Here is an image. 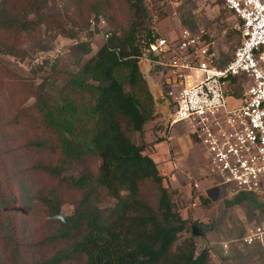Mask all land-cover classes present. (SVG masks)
<instances>
[{"label": "trees", "instance_id": "obj_1", "mask_svg": "<svg viewBox=\"0 0 264 264\" xmlns=\"http://www.w3.org/2000/svg\"><path fill=\"white\" fill-rule=\"evenodd\" d=\"M126 4L134 10L127 28L107 31L95 52L81 39L73 50L78 71L54 93H34L0 58V96L9 91L0 128L17 133L4 154H21L9 156L11 170L0 175V264H211L176 209V191L144 153L169 136L144 140L156 109L139 62L152 58L155 34L143 0ZM70 6L113 22V0H1L0 56L27 57V42L44 43L43 28L75 38ZM194 24L181 20L190 30ZM27 91L31 105L10 104L12 92ZM65 203L71 214L61 211Z\"/></svg>", "mask_w": 264, "mask_h": 264}, {"label": "rangeland", "instance_id": "obj_2", "mask_svg": "<svg viewBox=\"0 0 264 264\" xmlns=\"http://www.w3.org/2000/svg\"><path fill=\"white\" fill-rule=\"evenodd\" d=\"M113 1L115 6L111 26L103 17L97 18L94 13H90L88 16V13L79 12L75 6L66 7L65 10L74 21V23L68 25V29L74 28L75 38L71 39L56 35L55 32L44 34L43 28L42 38L44 43L41 44L42 46L27 42V45L24 46V49H27V57L19 59L5 55L0 56L1 60L4 64L9 65L17 75L25 78L34 93H38L41 87H46L45 90L48 93H54L66 82L68 72L78 71V56L77 52L73 50L81 39L88 42L93 52H95L105 40L107 31L112 30L120 33L127 28L134 10L129 9L126 0ZM143 4L148 10L150 19L148 28L155 35L163 36L168 40L176 39L183 29H189L181 25V20L191 17L196 26V29L192 31L194 33L206 32L211 36L223 61L228 60L240 44V36L232 30L235 19L226 9L223 0H143ZM87 58L88 56L80 60V65ZM148 62H150V59L143 56L139 62V67L141 65L144 70L147 69ZM148 65L150 69L147 73L145 72L147 80L144 78L148 81L147 84L151 89L157 87L155 96L160 99L158 106L155 105L156 116L154 121L145 125L144 140L147 143H153L156 139L164 137L166 132H168L170 138L164 140L162 145L158 147H155L157 144L148 146L144 153H148L154 159L160 174L166 177L163 185L170 191H176L172 197L173 202L182 218L189 220L190 230L192 231L193 228L199 229V235L194 236L198 252L204 247L203 243H207L205 239H209L207 235L210 232H212L210 236L213 237L212 239L218 236L217 214L223 206L227 207V209L226 207L224 209L226 213L230 211L235 213L228 214L230 220L225 222L226 234L230 238L242 239L252 227L257 225L255 222L249 224V217L261 214L260 217L263 219L264 211L262 209L263 212L259 211L256 208V206L260 207L257 202L253 203L254 206L251 201H246V204H242L246 218L245 223L239 224L236 222V214L242 215L238 204L242 199L235 201L226 191L218 187L209 173L206 160L200 152L201 148L188 141L187 132L183 127L176 126L177 128L171 130L166 129L170 108L164 98V82L159 68L153 63ZM4 94V96H0V100L9 97L8 90ZM26 94L27 98H25ZM19 95L12 92V96H10L11 105L18 107L23 99H30L25 100L20 105L19 108H22L31 105L34 100L33 97H30L31 94L28 91L24 95L23 93H19ZM10 128L7 127L2 131L0 128V175H5L11 170L6 165L10 160L9 156L15 157L17 155L4 154L10 146V143H8L9 138H14L17 134L16 131L10 130ZM136 140L139 141V138L137 137ZM17 156L20 158L21 154ZM3 165H6V167ZM189 176L198 183V188L201 189L200 192L189 189V182H191ZM202 197L207 199L208 202L203 203ZM192 201L196 206L192 205ZM111 203L112 201L108 204ZM230 206L232 208L228 209ZM61 211L64 214H71L74 207L70 203H65L61 207ZM190 232L185 233V235H190ZM243 251L245 254H235V256L228 259L232 258L233 264H264L263 256L258 257V250H254L257 251L256 253L252 250ZM211 264L217 263L213 259Z\"/></svg>", "mask_w": 264, "mask_h": 264}, {"label": "built area", "instance_id": "obj_3", "mask_svg": "<svg viewBox=\"0 0 264 264\" xmlns=\"http://www.w3.org/2000/svg\"><path fill=\"white\" fill-rule=\"evenodd\" d=\"M240 44L226 61L206 32L152 35L149 63L160 70L170 108L166 129L183 127L228 194H264V0H223ZM189 189L199 192L188 177ZM198 199V197H196ZM192 205L196 206L194 201ZM264 251V223L241 239ZM227 248V246H225Z\"/></svg>", "mask_w": 264, "mask_h": 264}, {"label": "crops", "instance_id": "obj_4", "mask_svg": "<svg viewBox=\"0 0 264 264\" xmlns=\"http://www.w3.org/2000/svg\"><path fill=\"white\" fill-rule=\"evenodd\" d=\"M148 64H150V63L148 62ZM148 64L146 66L147 69H145V70L142 68L141 65L139 67L140 68V71L142 72V74L144 75L145 78H146L145 74L148 72V69H150V67H149ZM146 80H147V78H146ZM148 87H149V89L151 91V94H152V96L154 98V101H155V105L157 107L158 106V101L160 99V98H156V96H155V91H157L156 90L157 87H154L153 89H151V87L149 86V84H148ZM169 138L170 137H168V139ZM187 139H188V141L190 143H192L190 141V139L188 138V136H187ZM163 142H160L155 147H158V146L162 145ZM200 152H201L202 156L205 158V156L202 153V150L201 149H200ZM165 180H166V178H165ZM200 191H201V189H199V192ZM229 195L231 197H233V200L235 199V201H238V200H241L242 199L241 202H238V204L240 205L241 211H242V215L236 214V216H237V221L236 222L239 223V224L245 223V219L246 218H245V215H244V212H243V209H242V207H243L242 204H246L245 203L246 201H251L252 204L257 202L260 207L258 208L256 206V208L259 211H262V210L264 211V194H262V195H253V194L239 192V193H236V194H233V195L232 194H229ZM231 206L228 209H231L232 208ZM225 207L226 206H223L222 208H220L219 211H218V214H217V235L218 236L215 239H212L213 237H210L212 235V232H210L207 235L209 239H205V240H207V243H203V246L204 247H202L201 250L207 249L209 251L211 260L214 259L217 264H231V262L233 264L232 258L230 260L228 258L235 256V254H238V255L245 254V252L243 250H246V251L252 250L255 253L257 251H254V250H258L259 251V256L258 257L263 256V260H264V251L259 246H247V245H244L242 243V241H241V238H239V239H237V238H230L226 234V232H225V225H226L225 222H227L228 220H230L229 219L230 216H228V214H231V213L232 214H235V213L234 212H231V211L226 213V211H224ZM226 209H227V207H226ZM260 216H261V214L253 215V217L250 216L249 217V220H248L249 221V224H254V222L257 225L264 223V218L261 219ZM201 240H203V239H201ZM225 246H227V248H225ZM241 249H243V250H241Z\"/></svg>", "mask_w": 264, "mask_h": 264}, {"label": "water", "instance_id": "obj_5", "mask_svg": "<svg viewBox=\"0 0 264 264\" xmlns=\"http://www.w3.org/2000/svg\"><path fill=\"white\" fill-rule=\"evenodd\" d=\"M192 235H193V236L199 235V229H195V228H193V229H192Z\"/></svg>", "mask_w": 264, "mask_h": 264}]
</instances>
